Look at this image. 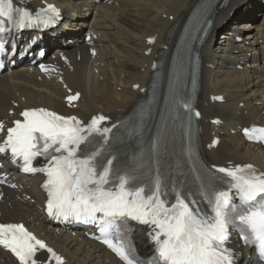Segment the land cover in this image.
Here are the masks:
<instances>
[{
    "label": "bare ground",
    "instance_id": "6f19581e",
    "mask_svg": "<svg viewBox=\"0 0 264 264\" xmlns=\"http://www.w3.org/2000/svg\"><path fill=\"white\" fill-rule=\"evenodd\" d=\"M41 0H33L39 5ZM54 1L64 11V21L52 31H40L41 43L56 46L42 61L48 62L49 73H39L27 63H7L0 73V121L6 125L18 117L21 108L46 106L63 114H76L87 119L103 113L111 119L130 111L140 100L139 90L147 86L150 65L158 51L172 36L175 40L186 17L198 0H110L93 3L86 0ZM229 0L216 9L212 26L201 47L202 68L198 107L201 111L200 135L206 159L210 163L252 162L264 170V152L246 143L238 127L249 123L264 125V0ZM239 10L236 16L232 13ZM235 15V14H234ZM171 17V18H170ZM225 20L230 22L225 24ZM225 21V22H224ZM63 24V25H62ZM227 28V29H226ZM244 28H248L243 32ZM93 31L98 42L87 45L81 32ZM235 35H243L234 41ZM155 37L153 44L146 38ZM168 37V38H167ZM72 39V45L68 40ZM45 45V46H46ZM91 48V49H90ZM150 48V53L145 51ZM160 48V49H159ZM90 49V50H89ZM92 49L95 54H92ZM22 55V51H17ZM58 53V55H55ZM61 57L63 58L61 60ZM34 59L32 57L30 60ZM138 84L137 88L134 85ZM69 91H80L75 104L67 105L63 97ZM221 94L223 102L210 95ZM13 114H9V110ZM221 119L213 125L209 120ZM233 129V133L230 130ZM213 135L219 136L216 147H207ZM21 184L17 190L0 186V220L22 221L46 239L65 258V264H120L97 242L87 239L81 230H71L47 221L38 208L41 194L36 176L12 175ZM31 199H26L25 195ZM136 241L141 250L146 244L139 229ZM236 264H254L241 248L236 249ZM0 264H16L0 250Z\"/></svg>",
    "mask_w": 264,
    "mask_h": 264
},
{
    "label": "snow or ice",
    "instance_id": "6c2138e0",
    "mask_svg": "<svg viewBox=\"0 0 264 264\" xmlns=\"http://www.w3.org/2000/svg\"><path fill=\"white\" fill-rule=\"evenodd\" d=\"M58 16L52 4L33 12L15 6L14 0H0V33L8 32L9 26L46 28ZM3 48L0 43V51ZM77 96L67 99L71 102ZM176 102L191 110L182 98ZM20 115L23 119L11 127L0 122L4 134L0 153L10 152L13 162L22 161L26 173L45 174L42 187L47 192L49 215L98 221L104 243L126 264H234L233 250L227 247L233 232L264 255V172L253 165L213 166L221 175L210 173L201 179L195 193L199 199H195L182 183L166 179L159 170L145 183L135 169L117 168L116 157L108 151L112 129L101 127L107 119L103 115L92 117L87 124L44 108L27 109ZM244 134L264 140V128L244 129ZM38 158L44 160L39 167L34 165ZM128 218L150 226L148 235L154 245L150 259L141 260L121 238L117 222ZM0 245L10 249L20 264H38L41 249L56 264H63L23 224L0 223Z\"/></svg>",
    "mask_w": 264,
    "mask_h": 264
},
{
    "label": "rangeland",
    "instance_id": "374dc122",
    "mask_svg": "<svg viewBox=\"0 0 264 264\" xmlns=\"http://www.w3.org/2000/svg\"><path fill=\"white\" fill-rule=\"evenodd\" d=\"M258 1V0H257ZM259 2H260V0H259ZM261 4H263V1L261 0V3H260V5ZM239 12V10H237V11H235L233 14H232V16H236L237 15V13ZM235 14V15H234ZM225 27V26H224ZM227 29V28H226ZM245 31H247V30H245ZM244 31V32H245ZM53 48V47H52Z\"/></svg>",
    "mask_w": 264,
    "mask_h": 264
}]
</instances>
